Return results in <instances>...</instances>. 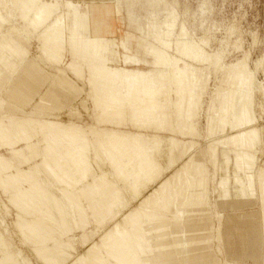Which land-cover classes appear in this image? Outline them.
Returning a JSON list of instances; mask_svg holds the SVG:
<instances>
[{
    "label": "bare ground",
    "instance_id": "bare-ground-1",
    "mask_svg": "<svg viewBox=\"0 0 264 264\" xmlns=\"http://www.w3.org/2000/svg\"><path fill=\"white\" fill-rule=\"evenodd\" d=\"M198 7L200 36L178 0H0V159L32 251L0 214V264H264V51L252 58L239 39L236 58L228 42L208 51L211 0ZM186 45L243 66L247 85L210 72L211 86L188 88L176 72L208 66ZM82 127L116 150L92 149L73 172ZM257 202L263 238L243 255L237 219Z\"/></svg>",
    "mask_w": 264,
    "mask_h": 264
},
{
    "label": "rangeland",
    "instance_id": "rangeland-1",
    "mask_svg": "<svg viewBox=\"0 0 264 264\" xmlns=\"http://www.w3.org/2000/svg\"><path fill=\"white\" fill-rule=\"evenodd\" d=\"M200 1L201 0H178V7L181 9H183V6L186 3H189L191 8V13L187 17L188 19L187 24L190 29L192 30L193 28L195 29L194 33L197 34L198 36L203 35L202 33L203 27L200 25V19L203 17L201 15V10L198 7ZM211 3H212V13L210 14L211 22L209 20L206 21V23H204L205 25L204 27L209 28V30L206 33L207 34L206 36L209 37L210 39V46H208V51L221 48L222 44H225L227 42L229 43V45L227 46L225 45L226 60H230L241 55L243 49L252 50L251 51L252 58H256L258 54H261V52L264 51V0H211ZM231 25L236 26V33L234 34L232 33L233 35H231L230 32H228L227 30L228 27ZM228 36L230 38H228ZM236 39H239L240 45L242 46L241 48H243L242 50L240 49L241 51L239 49L234 48L233 41H235ZM254 39L257 41H254ZM35 47L36 46L34 45L33 51L35 50ZM263 73L264 72H262V74ZM81 106H83V104H81ZM81 106L79 107L82 108ZM263 154L264 153L259 154L260 162L264 161ZM219 173L221 174V171ZM0 197H2V205H0V211H1L0 214H2V216L5 217L8 225V232L4 231L5 237H8L9 238L8 240H12L13 242L16 241V243L19 244V246L23 247V249L25 250L24 253L28 252L27 254H30L32 251H30L31 249L29 245L24 243L25 237L19 233L20 231L16 227L17 226L16 223L14 224L13 216L15 215V208L9 204L6 195L0 193ZM251 199L254 200L256 199L259 201V197L257 195H254V198ZM255 204L256 205L251 207L252 210L254 211V214L250 218L237 219L239 221L240 231H238V235L236 237L239 238V241L240 240L242 241L241 243L239 242V246H240V250L242 248L243 255L245 254L246 249L248 248L247 247L249 244L248 241H250L251 238H255L258 241H261V239L263 238L261 234L262 229H260V226L262 225V218L261 219L259 218L260 215L259 210L260 207L263 206L261 203L258 202ZM249 207L250 205H246V208H244V210L249 209ZM225 212L227 214H231L234 211L229 210ZM246 220L250 221L251 227L254 228L253 231H255L254 234H250L251 232L247 230L248 224L250 223L244 222ZM2 225H4V223H2ZM2 225L0 224V226ZM221 243L223 246V241ZM226 244L229 245L228 243ZM225 247L227 251L228 248L233 249L234 243H232L230 246L225 245ZM205 251H203V254L205 253V255L213 252V250L212 252L211 251L205 252ZM218 251L215 250L214 254L216 255L219 254L221 257L225 255L224 254L225 252L221 251L220 253L219 251V253H217ZM37 263L39 264L41 262L37 261Z\"/></svg>",
    "mask_w": 264,
    "mask_h": 264
},
{
    "label": "clouds",
    "instance_id": "clouds-1",
    "mask_svg": "<svg viewBox=\"0 0 264 264\" xmlns=\"http://www.w3.org/2000/svg\"><path fill=\"white\" fill-rule=\"evenodd\" d=\"M185 55L198 64L207 65L208 68L202 70L196 67V64L186 66L176 72V78L185 84L188 88L200 83L207 82L211 86V80L209 79V73L214 72L217 77L220 75H226L231 81H239L241 89L247 85V79L245 75L246 69L241 65H233L230 68H226L223 65L222 59L219 57H210L203 52L202 49L195 45L185 46ZM245 112V117H247ZM83 119V117H80ZM223 121H221L222 123ZM245 121L241 119L238 121V126ZM34 135L39 136L40 130H34ZM4 129L3 124L0 122V146L4 143ZM242 139V138H237ZM72 152L68 160L69 166L73 172L77 171L79 166L86 163L91 159L92 149H95L96 157L99 159L102 156L111 155L116 150V143L110 138L103 136L90 134L86 127H82L81 133L74 135L71 138ZM38 159H42L41 167H47L50 164L48 155L45 154L41 157L38 154ZM5 165L2 159H0V193L8 195L11 191V186L4 179ZM0 205H2V197H0Z\"/></svg>",
    "mask_w": 264,
    "mask_h": 264
}]
</instances>
